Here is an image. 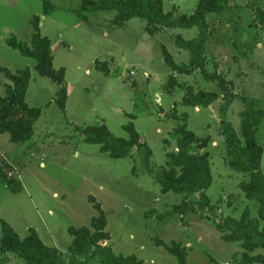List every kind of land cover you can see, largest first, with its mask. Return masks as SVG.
<instances>
[{
    "label": "rangeland",
    "instance_id": "rangeland-1",
    "mask_svg": "<svg viewBox=\"0 0 264 264\" xmlns=\"http://www.w3.org/2000/svg\"><path fill=\"white\" fill-rule=\"evenodd\" d=\"M48 1L50 14L45 13V0H0V96L12 84L7 73L29 69L25 101L41 110L28 141L14 143L0 132V162L22 185L14 192L0 183V238L3 222L21 238L33 229L44 245L57 248L68 261L73 240L69 228H91L93 218L103 217L109 234L103 244L115 255L135 256L143 264H179L166 248L178 244L187 252L188 264H239L241 244L225 241L216 223L240 219L245 210L258 217L259 204L240 187L247 173L229 165L219 83L226 81L235 95L227 120L241 136L242 98L259 100L264 109V28L254 10L264 11V0H229L225 11L207 16L205 68L209 77H220L213 80L200 69L171 74L166 63V50L176 64L189 62L190 52L179 49L175 40L197 37V27H160L150 34L142 18L121 26L115 11L79 15L83 0ZM199 2L163 0L164 12L190 15ZM35 17L41 35L51 41L53 68L64 69V109L58 102L59 84L40 75L33 58L7 44L15 37L30 46ZM191 89L215 92L218 100L208 107L188 106L184 100ZM184 124L207 139L201 152L210 156L212 184L204 211L199 195L163 193L161 184L145 173L141 159L114 158L99 144L87 142L83 133L105 125L115 137L128 139L133 125L141 142L152 149L154 167H160L166 164V153L178 150L173 133ZM256 137L264 150V117ZM261 171L264 174V153ZM185 200L189 208L183 213L178 206ZM0 264L25 262L6 254Z\"/></svg>",
    "mask_w": 264,
    "mask_h": 264
},
{
    "label": "trees",
    "instance_id": "trees-1",
    "mask_svg": "<svg viewBox=\"0 0 264 264\" xmlns=\"http://www.w3.org/2000/svg\"><path fill=\"white\" fill-rule=\"evenodd\" d=\"M228 1L200 0L194 13L177 15L174 12H164L163 0H83L77 13L86 18L85 13L115 11L117 13L116 23L122 24L121 26L133 18H142L147 22L145 30L150 34L157 33L160 27L169 29L197 27L199 29L197 37L185 40L182 36H177L175 40L179 49L190 52L189 62L176 64L164 48L166 63L170 67L171 74H189L193 70L200 69L209 80H213L212 78L220 79V77L218 74L209 77L207 68H205L207 61L205 45L209 39L207 16L225 11ZM48 2L45 0L46 14L52 13L53 10V6ZM252 9H254L253 6ZM254 10L258 24L264 28V11L257 8ZM33 27L30 46L19 42L15 37L8 39L7 44L24 56L33 58L40 75L59 84L61 92L58 102L64 109L67 100V91L63 86L64 69L55 70L53 68L51 41L41 35L38 17L33 19ZM7 77L12 84H7L6 95L0 96V132L8 133L14 143H23L34 135V125L41 116V110L29 107L25 101L31 80L29 69H22L14 74L7 73ZM172 83L174 87L177 85L176 81ZM225 83L226 81L223 82V80L219 83L224 94V103L220 107L221 131L226 139L229 165L237 172L247 173L248 179L242 182L240 187L248 199L258 202L259 210L258 217H252L249 210H245L240 219H220L216 226L224 234L225 241L241 244L244 252L239 264H264V174L261 171L264 150L256 137L258 127L264 117V109L259 100L242 98L245 109L240 115V136L227 120L228 108L233 103L235 95ZM229 85L231 86V83ZM193 91L191 89L190 95L184 100L188 106L208 107L218 100L215 92ZM128 128L130 130L128 139L115 137L105 125L88 127L83 133L87 142L99 144L102 152L114 158L141 159L145 173L161 184L163 193H183L187 198L199 195L204 211L209 204L206 191L212 184L210 156L201 152L207 139L198 137L184 124L173 133L177 140L178 150L166 153L165 165L154 167L151 161L152 149L147 143L141 142V137L133 125ZM0 183L8 184L14 192L22 190L21 182L1 164ZM188 202L185 200L182 205L178 206L183 213L189 208ZM2 226L0 256L13 254L21 258L25 264H92L94 261H97V264H143L135 256L115 255L109 246L103 244L109 238L103 217L93 218L91 228L85 226L69 228L73 240L69 249L68 261L57 248L44 245L37 231L31 229L25 238H21L7 222H3ZM166 248L177 258L179 264H188L187 252L178 244L166 246ZM257 251L262 252L254 254Z\"/></svg>",
    "mask_w": 264,
    "mask_h": 264
},
{
    "label": "crops",
    "instance_id": "crops-1",
    "mask_svg": "<svg viewBox=\"0 0 264 264\" xmlns=\"http://www.w3.org/2000/svg\"><path fill=\"white\" fill-rule=\"evenodd\" d=\"M2 161V160H1ZM4 167H6V165L3 163V162H0ZM7 168V167H6ZM8 169H10V168H8Z\"/></svg>",
    "mask_w": 264,
    "mask_h": 264
}]
</instances>
